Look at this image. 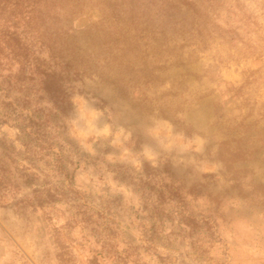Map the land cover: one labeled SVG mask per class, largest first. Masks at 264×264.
<instances>
[{
    "label": "rangeland",
    "instance_id": "obj_1",
    "mask_svg": "<svg viewBox=\"0 0 264 264\" xmlns=\"http://www.w3.org/2000/svg\"><path fill=\"white\" fill-rule=\"evenodd\" d=\"M0 264H264V0H0Z\"/></svg>",
    "mask_w": 264,
    "mask_h": 264
},
{
    "label": "trees",
    "instance_id": "obj_2",
    "mask_svg": "<svg viewBox=\"0 0 264 264\" xmlns=\"http://www.w3.org/2000/svg\"><path fill=\"white\" fill-rule=\"evenodd\" d=\"M63 103H64V99L56 103L55 110L60 115H64L68 108V102L65 105ZM24 107L27 108L26 105H24ZM6 108H8V110L5 111L2 116H4L5 118L13 116L15 117L16 120L22 121L23 126L20 127L19 130L24 140H26L27 145L30 148H34L39 153L41 154L43 153L45 156L52 155L53 157L52 159L55 160L54 164L56 168H58L59 170H62L63 169L62 163H61L62 158L61 156L57 155V152H54L52 150V146H54L53 138L51 137L50 132L44 130L41 126L42 124H40V121L43 118L40 117L39 119H37L36 115H34L33 117L32 115L33 113L30 114L29 111L27 114H25L24 111H21V110H27L25 108L24 109L20 108V110L18 111L15 108L12 109L11 105L9 104L6 105ZM57 130L60 132L59 127H57ZM61 143H65L63 139H61Z\"/></svg>",
    "mask_w": 264,
    "mask_h": 264
}]
</instances>
